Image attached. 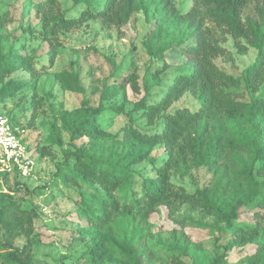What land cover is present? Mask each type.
Wrapping results in <instances>:
<instances>
[{
  "label": "trees",
  "instance_id": "obj_1",
  "mask_svg": "<svg viewBox=\"0 0 264 264\" xmlns=\"http://www.w3.org/2000/svg\"><path fill=\"white\" fill-rule=\"evenodd\" d=\"M73 1L84 6L73 17L56 8V0H38L34 4L44 28L42 39L52 48L50 62L55 57L58 31L69 30L88 19H97L104 26H122L137 8L153 22L143 46L158 61L163 60L166 51L194 40L185 49L183 66L158 100L149 101L148 93L152 87H160L162 80L158 75L166 69L165 64L153 71L145 70L141 86L133 72L127 76L135 93L140 87L143 90L133 111L150 121L160 115L162 130L148 134L128 124L119 132H105L95 124L102 107L91 108L85 100L82 107L60 113L64 127L70 132V144L87 138L73 151H65L63 160L56 164L55 177L91 188L89 192H80V216L96 230L92 246L95 257L114 264H153L137 234L129 229V220L135 215H147L162 203L185 202L218 214L225 222L224 230L231 235L229 243L232 239L244 241L251 230L264 229V91L248 99L240 94L258 92L261 86L264 89V0H257L252 14L244 13L252 0H193L185 12L176 10L170 0H103L101 6L94 3L96 0ZM7 13V10L0 13V23L8 19ZM23 31L31 30L26 27ZM228 35L239 53L248 48L257 50L255 61L240 76L224 72L214 62L217 56L226 54L222 42ZM10 37L9 33L0 35L1 106L8 99L16 100L25 84L21 79L7 78L10 74L22 69L35 75L31 56L17 52ZM72 80L67 88L83 92L78 79ZM187 91L197 99V108L169 110L172 101ZM9 119L22 127L19 119ZM234 120L252 129L237 134L230 127ZM52 135L54 143L62 144L55 124ZM156 146L163 147L167 155L159 164L152 154ZM236 157H242L243 161L227 177L226 171L234 165ZM146 158L150 162L147 175L134 172L133 165ZM199 166L223 171L214 188L204 186L185 192L170 182L171 173L186 174ZM8 174L0 172L4 177ZM135 174L141 175L139 193L131 192L129 200L120 201L115 190L131 186ZM236 192L244 196V201L227 208L225 199ZM1 197L7 203L0 207V237L6 243L3 248L8 250L2 264H43L26 253L27 243L19 247L10 243L15 235L29 233L32 210L22 206L20 198ZM240 206L246 209L244 213L238 210ZM243 214L248 215L247 220H242ZM261 246L264 249V241Z\"/></svg>",
  "mask_w": 264,
  "mask_h": 264
},
{
  "label": "rangeland",
  "instance_id": "obj_2",
  "mask_svg": "<svg viewBox=\"0 0 264 264\" xmlns=\"http://www.w3.org/2000/svg\"><path fill=\"white\" fill-rule=\"evenodd\" d=\"M37 1L0 0V13L8 11V19L0 23V35L9 33L17 52L31 56L35 70V75L22 69L10 74L7 78L25 81L24 87L17 93L16 100L8 99L4 106L0 102L2 114L20 120L21 136L33 162L28 175H0V207L7 203L2 195L20 198L22 206L31 209L33 214L29 233L15 235L10 243L15 247L27 243L26 253L43 264H114L95 257L92 246L96 230L80 216V192H89L91 188L55 177L56 164L63 160L65 151H73L87 140L84 137L75 140L74 145L70 144V132L64 127L60 113L82 107L81 102L85 100L91 108L102 107L95 117V124L105 132H119L128 124L148 134L162 130L160 115L150 121L133 111L141 101L143 90L140 87L135 93L127 76L133 72L141 86L145 70L153 71L165 64L166 69L158 75L162 80L160 87L154 86L148 93L149 101L158 100L183 66L187 57L185 49L194 44V40L166 51L163 60L158 61L143 46L153 29V22L137 8L122 26H104L97 19H88L69 30L58 31L54 41L55 57L50 62L52 48L42 39L44 28L34 8ZM170 1L179 12L189 10L193 4V0ZM94 3L101 6L103 0ZM256 3L257 0H252L244 13L252 14ZM83 7L73 0H56V8L67 16H77ZM26 27L31 31H23ZM222 45L226 54L217 56L214 62L226 73L240 76L256 59V49L248 48L245 53H239L229 35ZM72 78L78 79L83 92L67 88ZM263 91L261 86L258 92L241 91L240 94L248 99ZM197 106V99L187 91L173 100L168 109L188 107L194 110ZM53 124L59 128L62 144L53 142ZM230 127L237 134L252 129L240 120L231 121ZM152 154L157 156V164L167 158L161 146H156ZM241 161L242 157H236L234 165L226 171L227 177L239 168ZM149 164L148 158L134 164V172L147 175ZM220 175L223 171L199 166L186 174L171 173L170 182L185 192H193L204 186L214 188ZM140 177L135 174L132 185L118 187L115 196L124 201L130 199L131 192L139 193ZM225 200V206L232 208L233 203L243 202L244 196L236 192L235 196L232 194ZM238 210L244 213L246 209L240 206ZM247 216L243 214L242 220H247ZM224 226L225 222L218 214L193 208L185 202L158 204L147 215H135L129 220V229L137 234L153 264H264L261 246L264 229L251 230L244 241L232 239L229 243L231 235ZM2 241L0 237V264L8 252Z\"/></svg>",
  "mask_w": 264,
  "mask_h": 264
},
{
  "label": "built area",
  "instance_id": "obj_3",
  "mask_svg": "<svg viewBox=\"0 0 264 264\" xmlns=\"http://www.w3.org/2000/svg\"><path fill=\"white\" fill-rule=\"evenodd\" d=\"M21 128L0 112V172L28 175L33 165Z\"/></svg>",
  "mask_w": 264,
  "mask_h": 264
}]
</instances>
